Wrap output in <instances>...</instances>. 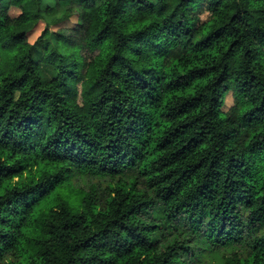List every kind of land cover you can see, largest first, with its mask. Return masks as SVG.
Masks as SVG:
<instances>
[{"label": "trees", "instance_id": "trees-1", "mask_svg": "<svg viewBox=\"0 0 264 264\" xmlns=\"http://www.w3.org/2000/svg\"><path fill=\"white\" fill-rule=\"evenodd\" d=\"M0 264H264V0H0Z\"/></svg>", "mask_w": 264, "mask_h": 264}, {"label": "rangeland", "instance_id": "rangeland-1", "mask_svg": "<svg viewBox=\"0 0 264 264\" xmlns=\"http://www.w3.org/2000/svg\"><path fill=\"white\" fill-rule=\"evenodd\" d=\"M10 14L12 16H17L18 15V11L13 9V10H11ZM205 17H206V14L203 13L202 16H201V19H205ZM74 21L75 20H72V22H68V23H66L64 25H61V26L57 27V28L54 27V28H52V31H55L58 28H62V27H72V23H74ZM43 30H44V24L43 23H38L34 27V29L29 33L28 41L30 43H34L36 41V39L40 36V34L42 33ZM35 55H36L35 57L39 58V57H41L42 52L36 51ZM41 75H42V78L44 80H48V79L54 77L55 73H54V71L52 69H50L48 67H42ZM231 106H232V97H231V94L229 93V94L226 95L223 110L226 111ZM74 185L78 186V187L80 185L81 187H83V189L87 190L86 187L84 186V183H82V182L74 181Z\"/></svg>", "mask_w": 264, "mask_h": 264}]
</instances>
